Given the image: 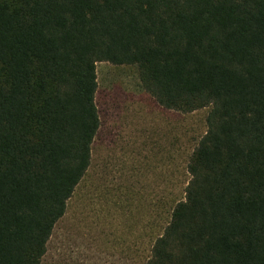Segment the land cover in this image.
I'll list each match as a JSON object with an SVG mask.
<instances>
[{"label": "trees", "instance_id": "16d2710c", "mask_svg": "<svg viewBox=\"0 0 264 264\" xmlns=\"http://www.w3.org/2000/svg\"><path fill=\"white\" fill-rule=\"evenodd\" d=\"M98 62L209 108L144 264H264V0H0V264H42L92 164Z\"/></svg>", "mask_w": 264, "mask_h": 264}, {"label": "rangeland", "instance_id": "374dc122", "mask_svg": "<svg viewBox=\"0 0 264 264\" xmlns=\"http://www.w3.org/2000/svg\"><path fill=\"white\" fill-rule=\"evenodd\" d=\"M101 126L92 164L57 223L42 264H144L184 196L209 108L161 107L136 65L98 62Z\"/></svg>", "mask_w": 264, "mask_h": 264}]
</instances>
